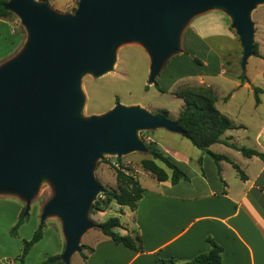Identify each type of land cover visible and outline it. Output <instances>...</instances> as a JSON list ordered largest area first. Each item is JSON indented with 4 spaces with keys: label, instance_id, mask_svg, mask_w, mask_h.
I'll return each instance as SVG.
<instances>
[{
    "label": "water",
    "instance_id": "water-1",
    "mask_svg": "<svg viewBox=\"0 0 264 264\" xmlns=\"http://www.w3.org/2000/svg\"><path fill=\"white\" fill-rule=\"evenodd\" d=\"M264 0H79L62 13L42 0H8L5 9L27 32L21 51L0 65V194L16 195L29 214L41 185L52 197L40 224L61 221L62 260L70 264L82 237L98 227L89 213L105 187L95 177L98 160L147 152L142 131L164 128L183 135L177 120L139 105L121 103L101 115L84 116L82 78L114 68L119 47L139 44L150 58L149 84L181 52L188 22L210 10L231 19L243 47L241 67L255 53L253 11Z\"/></svg>",
    "mask_w": 264,
    "mask_h": 264
},
{
    "label": "crops",
    "instance_id": "crops-1",
    "mask_svg": "<svg viewBox=\"0 0 264 264\" xmlns=\"http://www.w3.org/2000/svg\"><path fill=\"white\" fill-rule=\"evenodd\" d=\"M76 3L77 0H69L65 5L53 2L52 5L53 9H59L62 13H73ZM223 38L240 42L231 27L230 17L222 10L207 11L188 22L181 37V52L166 62L169 64L168 75L174 81L172 85L177 81L185 82L174 94L187 87L211 88L216 96L218 110L236 125L235 129L225 132L223 140L264 153V117L254 118L253 115L263 105V101L258 104L232 101L242 88H251L253 85L249 73L236 72L243 47H240L241 50L237 48L229 51L224 48ZM1 40L9 41V53H13L21 48L23 34L15 30L10 20L0 18ZM258 47L263 58H256L264 59V44ZM187 54L191 55L185 57ZM226 66L231 71L229 77H226ZM217 79L231 82L234 89L230 91L224 88L221 83H217ZM146 109L151 111L150 108ZM161 109L171 113L167 108ZM210 150L237 163L247 178L242 179L227 160L217 161L207 152L194 151L188 147L168 146L163 151L180 163L187 178L173 183L171 171L166 169L170 177L159 181L146 171L156 181L143 186L138 177L145 190L143 197L135 210L122 206L125 213L117 216L123 225L117 231L121 234L139 231L144 250L138 252L116 244L110 237L100 233L86 243L81 242L94 248L90 254L84 251L88 258L85 260L80 252L75 253L70 263L158 264L161 258L185 262L209 251L211 245L208 237H211L224 249L222 264H264V158L246 157L223 142L211 145ZM11 203L15 208L12 223L16 224L23 208L19 203ZM42 209L37 204L28 222L20 226L19 233L26 226L31 228H27L28 235L21 238L22 243L19 239L15 244L6 245L5 249L0 244V264H21L18 259L23 252V240L33 237L40 225ZM52 225L56 228L54 239H47L50 229L46 222L43 237L32 246L24 264H44L48 256L63 253L65 243L58 232V225ZM10 246L14 247L13 251L9 249Z\"/></svg>",
    "mask_w": 264,
    "mask_h": 264
},
{
    "label": "rangeland",
    "instance_id": "rangeland-1",
    "mask_svg": "<svg viewBox=\"0 0 264 264\" xmlns=\"http://www.w3.org/2000/svg\"><path fill=\"white\" fill-rule=\"evenodd\" d=\"M68 1L69 0H49L48 4L53 8L52 2L57 3L58 5H65ZM77 6L78 4L76 3V8ZM56 10L63 12L59 9ZM252 19L255 22L256 29L255 42L259 46L262 43L264 44V4L259 5L253 11ZM10 21L15 30L23 34V42L18 51L9 53L11 50L9 41L4 42L1 40L0 65L17 55L27 40V32L21 24L20 18L13 14ZM223 42L225 46L224 48L229 51H234L237 48L241 50V42L238 43L237 41H231L224 38ZM188 55L191 54H187L185 57H189ZM256 57L257 56L254 55L251 56L246 69L243 70L241 67L242 53L240 54L238 65L236 66V72L246 74L249 73L253 86H251V88H242L238 92L236 98L232 101H247V103L253 102L255 104H258L259 101H263V105L255 113H253L254 118H262L264 117V59ZM150 65L151 58L146 49L141 45L128 44L119 47L117 50V60L111 71L100 77H94L92 74H86L82 78V91L85 96L83 115L88 117L91 115L105 114L111 111L116 104L121 103L126 106L139 105L144 108H150L153 113H159L162 110L161 108H167L171 111V120H177L179 114L184 109V101L182 98L176 96L174 92L179 89L180 86L185 84V82L177 81V83L172 85L174 81L173 78L168 75L169 64H165L157 77L156 83L158 84H149ZM226 68L228 69V75H226V77H229L231 71L229 67L226 66ZM217 83H221L224 88H228L230 91L234 89L231 82H225L217 79ZM255 88L259 89L257 93L258 95L255 93ZM251 127L253 128L252 124ZM140 136L145 141L146 145L150 142H157L158 146L163 150H165V148L167 149L168 146L174 147L178 145L183 148L188 147L194 151H202L201 149L196 148L190 140L180 136L179 134H170V132L164 128L152 131H142ZM144 159H152V155L149 151L133 152L120 158L107 155L103 159L97 161L95 166V177L105 188L116 187L117 180L115 168L123 167L129 173L138 176L143 186H148V184L155 182L156 180L144 170L141 163ZM158 163L165 167L163 163ZM52 195V186L48 182H44L41 185L38 194L33 199L29 212L30 217L33 215L36 205L38 204L40 207H43ZM103 199H105L104 196L100 198V200ZM11 201L19 203L22 208H25L26 205L25 202L16 195L0 194V244L3 245V249L6 248V245L15 244L20 241L19 239L23 238V236L28 235L27 228H29V226H26V228L22 230V233L18 232L16 236L11 235V229L15 225L12 223L15 215V208L13 207ZM97 205L98 204L93 203L91 207L92 209L89 213V217L96 223L104 222L111 217L121 216L119 214L125 213L122 210V206L118 205L115 201L108 203L105 207V213H100ZM121 218L126 220L124 217ZM27 222L28 221L25 223ZM46 222L47 227L50 229L47 233V239H54V231H56V228L52 224H57V228H59L58 232H60L62 240L65 243L60 219L57 217H50ZM100 233L103 232L98 227L92 228L82 237L81 242L86 243L90 239L96 238V236ZM9 249L13 251L14 247L10 246Z\"/></svg>",
    "mask_w": 264,
    "mask_h": 264
},
{
    "label": "trees",
    "instance_id": "trees-1",
    "mask_svg": "<svg viewBox=\"0 0 264 264\" xmlns=\"http://www.w3.org/2000/svg\"><path fill=\"white\" fill-rule=\"evenodd\" d=\"M7 1L8 0H0V18L10 20L14 13L5 9L4 6ZM42 1L48 3L49 0ZM254 56L263 58L259 52V47L256 42ZM157 84L158 83H156V85ZM258 91L259 89L255 88L256 95H258ZM175 95L182 98L184 101V109L181 111L177 119L184 132L183 136L189 139L197 148L211 154L217 161L224 159L232 163L234 168L238 171L240 177L242 179H246L247 176L237 163H234L227 156L213 153L210 150L211 145L223 142L228 146L241 151L246 157L259 156L260 158H264V153L250 147L239 146L235 143L223 140L222 136L225 132L227 130L235 129L236 125L216 107V96L213 90L205 87H187L177 91ZM160 113L171 119L170 112L168 110H161ZM147 147L149 153L152 155V159L142 160L141 163L145 171L150 172L159 181L167 180L170 177L166 169L171 171V179L173 183H177L181 179L187 178V175L182 169L180 163L168 153L161 150L156 143L150 142L147 144ZM158 162L163 163L165 167L161 166ZM115 170L117 186L105 188V191L98 196L94 204H98L97 207L99 208V211H104L108 203L112 201H115L118 205L128 206L132 210H135L138 202L143 197L145 190L142 187L138 176L129 173L123 167H116ZM103 196L105 199L100 200ZM24 212L25 208H23L19 220L11 229V235L16 236L20 226L29 220L30 214L25 215ZM122 226L120 218L117 216L98 223V228L103 232V234L110 237L116 244L124 245L125 247L138 252L143 251V238L139 231L121 234L117 231V228H121ZM45 227L46 223L40 224L33 237L30 240L23 241V252L18 259L21 264H24L25 257L31 250L32 246L43 237ZM208 242L211 245L209 251L197 255L191 260L180 262L174 258H161L159 259L158 264H222L224 252L223 247L211 237H208ZM84 251H87L90 254L94 251V248L83 245V249L80 253L86 260L88 258V254H85ZM43 263L66 264L62 260L61 254L48 256Z\"/></svg>",
    "mask_w": 264,
    "mask_h": 264
}]
</instances>
